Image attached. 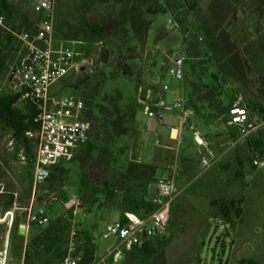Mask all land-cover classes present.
<instances>
[{
    "label": "rangeland",
    "instance_id": "374dc122",
    "mask_svg": "<svg viewBox=\"0 0 264 264\" xmlns=\"http://www.w3.org/2000/svg\"><path fill=\"white\" fill-rule=\"evenodd\" d=\"M8 1L14 26L37 21L31 3ZM131 10L147 21L144 44L133 34ZM55 34L58 43L93 60L92 69L70 74L53 90L84 99L95 126L76 158L36 187L29 163L22 161L33 152L28 155L12 132L0 128V254L7 251L6 264H57L71 247L89 264L88 238L93 255L100 257L114 242L102 237L107 226L135 212L132 206L144 191L140 194V169L129 165L150 163L167 144L164 125L178 127L175 119L149 118L140 103L141 95L164 82L181 91L166 72L165 56L180 52L186 58L189 89L192 83L197 92L205 91L215 73L247 102L264 103V0H56ZM17 52V43L0 38L2 96L15 95L9 71ZM175 98L168 95L169 102ZM16 107L27 112L30 105L20 99ZM229 129L236 139L235 129ZM181 134L182 141L192 140L188 123ZM251 149L249 141L238 144L233 151L239 161L230 160V168L218 165L188 179L172 203L167 236L145 251L130 250L119 264H264V166L252 165ZM213 200L220 206H212ZM232 200L241 201L240 218L234 210L221 215L222 204ZM30 209L44 211L49 222L28 225Z\"/></svg>",
    "mask_w": 264,
    "mask_h": 264
},
{
    "label": "built area",
    "instance_id": "2783aa9c",
    "mask_svg": "<svg viewBox=\"0 0 264 264\" xmlns=\"http://www.w3.org/2000/svg\"><path fill=\"white\" fill-rule=\"evenodd\" d=\"M0 0V38H10L17 43L18 60L9 71V80L14 94H20L21 100L34 109L33 123L36 131L27 133L34 142L31 159L22 157L24 163L32 168L34 186L46 183L52 176L53 169L63 162L72 161L87 143L92 131V123L88 118L86 101L79 95H66L53 90L54 86L70 74L82 69H92L93 60L85 58L70 45L56 41V0H27L37 16L31 26H14L12 19L4 12ZM7 4L10 2L8 0ZM15 0H13L14 2ZM96 47L99 44L95 45ZM166 72L169 78L183 83L186 75V58L180 52L167 56ZM176 98L168 101V95ZM149 118L161 121L169 113H178L176 118L179 126L184 127L193 111L186 106L183 91L172 89L169 82L161 84L159 99L154 108L144 107ZM227 124L237 134L233 146L247 143L251 137L264 131V117L250 114L246 98L236 92L228 113ZM195 142L203 145L195 134ZM251 161L255 168L264 166V156L259 150L251 149ZM205 169L212 163L203 159ZM166 176L159 178L155 185V193L148 201L153 209L149 213L131 212L125 214L124 220H118L107 226L104 237H112L114 242L100 256H94L89 264L121 263L127 252L141 247L146 240L163 239L167 236L171 206L180 195L181 190L176 184L177 165H167ZM49 222L44 211H29L28 224L38 227ZM6 264L7 251L1 253ZM57 264H82L80 254L71 247Z\"/></svg>",
    "mask_w": 264,
    "mask_h": 264
},
{
    "label": "crops",
    "instance_id": "0c3cea01",
    "mask_svg": "<svg viewBox=\"0 0 264 264\" xmlns=\"http://www.w3.org/2000/svg\"><path fill=\"white\" fill-rule=\"evenodd\" d=\"M235 88L236 87L229 84L224 77L222 96L218 99L220 101L219 105L211 108L208 104H205L201 109L200 114L196 115L194 113L193 116L188 118L187 123L189 124L190 130L193 132L191 141H182L181 133L187 123L181 129L179 121L176 118L178 113H169L168 115H165L161 121H157L161 123L165 118L175 119L178 127L164 125L163 130L166 131L165 139L167 144L154 153L150 163L145 164L142 163L141 160L135 161L136 163L132 162L133 166L138 167V170L140 169L137 176L139 187L142 188L140 194L141 191L144 190L140 199L143 198L144 200L149 201L153 197L156 182L159 178L166 176L164 168L169 164L175 163L177 165L175 178L177 187L179 188L180 186L183 187L182 185L187 183L188 179L196 176L199 171L209 172L218 165L222 166L223 169H228L230 168V160L234 161V164L239 161L240 154H238V151H233L237 146H233V142L236 140L233 138L234 134H232L229 129L230 126L227 124V119L218 115L219 111L227 108L231 104L236 92ZM160 89L161 86L152 91H148L145 98L141 95V105L143 107L149 106L154 108L159 99ZM143 99L147 100L144 101ZM255 101L261 102L260 100L255 99L252 102ZM261 103L264 105L263 102ZM224 119H226V122H224ZM195 134L201 139L203 145L195 142ZM263 135L264 131L256 133L251 137L249 142L252 144V148L256 147V145L259 146V151L264 156V143L262 142L264 140H262ZM235 136H237L236 133ZM252 140H254L253 143ZM156 144L160 145L159 140H156ZM203 159H207L212 163L210 168H204L202 164ZM157 171H160L161 173L159 178L156 175ZM239 174L240 172L237 171L235 175L238 177Z\"/></svg>",
    "mask_w": 264,
    "mask_h": 264
},
{
    "label": "trees",
    "instance_id": "16d2710c",
    "mask_svg": "<svg viewBox=\"0 0 264 264\" xmlns=\"http://www.w3.org/2000/svg\"><path fill=\"white\" fill-rule=\"evenodd\" d=\"M15 1H18V0H15ZM1 5L4 8V11L6 10L8 12V14L7 13L6 14L11 17L10 6L7 5V1H5V0L2 1ZM129 21H130V25H131L133 34L138 39V41L142 44L146 43V41L148 39L147 21L145 19H143L139 15V13L135 10H131L130 16H129ZM27 26H31V25L28 24ZM8 40H12V39L8 38ZM106 59H107V53L104 52L101 60L106 61ZM203 64H206V63H202V65ZM186 66H187V62H186ZM190 70H191L192 75L196 74V69H195L194 65L191 66ZM186 77H187V73L185 75V79H184L183 83L180 84V89H182L183 94L187 92V94H184L183 96L186 99V106L188 108H190L193 111V113H195L196 115L200 114L201 109L203 108V106L205 104H208L209 107H211V108L215 107L216 105L217 106L219 105L220 101L218 99L220 98V96H222V90L224 88V79L221 76H219L215 73H211V75L208 77V79L211 81V83L209 86L205 85V87H206L205 91H203L201 93L197 92L195 90L194 84H192V83L190 84L191 86L189 89V84L186 83V81H187ZM197 78H200V77L198 76ZM185 87H187V90L185 89ZM236 92H239V91H236ZM20 99H21L20 94L9 95V96L0 95V128L12 132L14 142L17 145L24 146V148L27 149L28 155H29V154H32V152L34 151V150L32 151V145L34 146V142H33V140H31L27 137V133L30 131H36L37 126L33 123L34 109L31 106L29 107V110L27 112H24V111H22L16 107V105ZM247 100L248 99H246V102H247ZM232 102H233V99L231 101V104L227 108L219 111L218 115L223 116L226 119H228V113H229V110L231 108ZM247 105H248L249 112H250V107H252V110L254 111L253 115H258V116L264 117V105L261 102H257V101L252 102L251 100H249L247 102ZM250 114H252V113H250ZM90 116L91 115L88 112V118L90 119V121L92 123V130H93L95 125L92 121V117H90ZM254 148L256 150H260V147L257 145ZM104 153H107V151L102 152L101 155H103ZM31 158L32 157H27V159H31ZM129 166H130L129 168H132L133 165H129ZM137 201L139 203H134V205L132 206V208L137 209V210H135V212L149 213L153 209V206L147 200H144L142 198V199L137 200ZM137 204H139V205H137ZM211 204H212V206H215V207L220 206V202L217 200H213L211 202ZM240 206H241V201H233L232 200V201H229V203H223L222 206L220 207L221 215H223V217H227L230 215V212L234 210L236 217L240 218V215H241ZM125 214L121 220L125 219ZM17 225H18L17 223L14 225L13 230L15 228L17 229ZM31 225L36 226L35 224H31ZM154 240H157V239L146 240L143 243V245L141 246V249L143 251L147 250L148 246ZM137 248H140V247H136L134 249L136 250ZM85 254H86L85 257H87V258H92V256H93V251L89 245V238H88V244L86 245ZM23 258L25 259V261L29 260V258H30V254L28 253L27 249L25 250Z\"/></svg>",
    "mask_w": 264,
    "mask_h": 264
},
{
    "label": "water",
    "instance_id": "95a60500",
    "mask_svg": "<svg viewBox=\"0 0 264 264\" xmlns=\"http://www.w3.org/2000/svg\"><path fill=\"white\" fill-rule=\"evenodd\" d=\"M86 70H87V71H89V69H88V68H86ZM224 122H226V119H224Z\"/></svg>",
    "mask_w": 264,
    "mask_h": 264
}]
</instances>
